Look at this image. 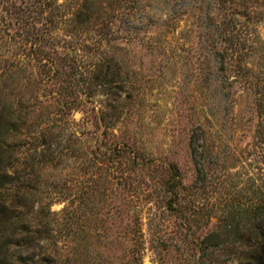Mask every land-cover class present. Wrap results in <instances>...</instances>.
<instances>
[{"label":"rangeland","instance_id":"1","mask_svg":"<svg viewBox=\"0 0 264 264\" xmlns=\"http://www.w3.org/2000/svg\"><path fill=\"white\" fill-rule=\"evenodd\" d=\"M49 1L47 11L44 0H0V73L28 53L20 86L6 73L0 92L36 90L55 104H37V113L47 112L26 128L31 157L50 143L45 132L60 134L52 142L62 150L58 166L40 163L36 205L52 191L71 194L82 209L77 237L92 240L98 221L102 264H123L124 214L135 206L144 264H157L160 234L169 264H194L178 247L188 232L227 223L238 236L256 234L261 216L252 208L264 203V0H140L133 9L118 0L116 12L114 0ZM84 4L94 5L90 17L74 18ZM34 27L56 34L33 45L49 60L44 71L34 60L42 56L19 36ZM30 75L43 85H29ZM169 175L181 181L186 219L165 209ZM91 207L102 210L98 219L85 214ZM112 226L114 246L104 242ZM212 258L202 264H217Z\"/></svg>","mask_w":264,"mask_h":264},{"label":"trees","instance_id":"2","mask_svg":"<svg viewBox=\"0 0 264 264\" xmlns=\"http://www.w3.org/2000/svg\"><path fill=\"white\" fill-rule=\"evenodd\" d=\"M117 1L114 0L111 3L115 12L117 11L115 6L119 2ZM139 1L125 0L129 9L138 7ZM44 2V9L47 11L55 5L50 1L47 3V0ZM82 8L74 14V18L83 15H86V18L90 17V11L94 5L84 4ZM34 29L37 28L34 27ZM55 35L53 31L44 29L19 32V36L22 37L21 42L31 44L28 48L31 52L34 44L46 39L48 41ZM33 52L34 56H42L34 60L35 66L38 69L43 67L44 71V68L49 65L47 62L49 60H44L46 57L41 53L40 47ZM27 54V52L18 53L10 67L6 69L5 66L1 70L0 77L8 73L12 87L15 89L20 86L23 78V56ZM28 72L32 73V70ZM31 75L29 85L41 87L45 79L32 78ZM15 89L9 93L0 92V264H79V262L80 264H102L101 245L104 239L98 230V221L90 224L93 229L92 240L88 237L79 239L78 231L83 226V223L79 222L82 209L75 206L71 194L67 196V192L52 191L48 194V197H52L51 200L40 202L39 205L35 203V198L43 194L39 192L35 183L41 176L42 162H50L53 168H56L58 164L55 163V159L62 153V150L58 152V148L52 147L53 140L58 142L60 134H55L54 127H50L51 129L44 133L45 140L50 143L46 142L41 149L36 148L32 154L34 157L28 156L26 154L27 131L31 128L34 118L37 117L39 120L38 116H44L47 112L37 113V104L43 103L41 108L45 104L49 107L55 104L54 102L48 103L45 96L39 95L36 90L27 94L16 93ZM31 175L35 176L36 181H31ZM179 184L181 185V181L179 183L173 175H169L164 181L163 199L166 202L167 211L186 219V209L180 202ZM67 200L69 202L63 208L53 210L56 202ZM252 210L257 216H261L256 223V234L238 236L239 230L234 232L233 227L224 223L221 228L208 231L204 235L188 232L186 238L178 245L179 249L184 247L183 249L187 250L192 258L190 262L194 264H202L204 260L212 258V254L217 252L222 256L220 261L212 258L217 264H264V203H257ZM84 211L85 214L97 219L102 214V210L94 207ZM141 211L135 206L127 208L124 214L123 264H144L145 234ZM113 227L105 234L108 237L104 241L112 246L117 245L119 241L117 235L109 237V233H113ZM104 245L107 246V244ZM155 248L165 253L162 255L157 252L159 254L157 264H169L164 255H167L170 246L164 235L160 234Z\"/></svg>","mask_w":264,"mask_h":264}]
</instances>
